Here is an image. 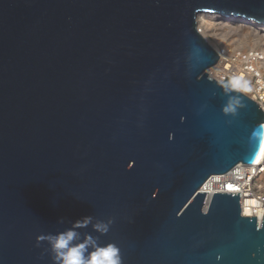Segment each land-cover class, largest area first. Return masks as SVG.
<instances>
[{"label": "water", "instance_id": "1", "mask_svg": "<svg viewBox=\"0 0 264 264\" xmlns=\"http://www.w3.org/2000/svg\"><path fill=\"white\" fill-rule=\"evenodd\" d=\"M264 23V0H0V264H54L73 229L122 264H264V212L198 192L255 161L264 112L198 15ZM97 223L108 226L101 233Z\"/></svg>", "mask_w": 264, "mask_h": 264}, {"label": "built area", "instance_id": "2", "mask_svg": "<svg viewBox=\"0 0 264 264\" xmlns=\"http://www.w3.org/2000/svg\"><path fill=\"white\" fill-rule=\"evenodd\" d=\"M198 29L201 32L199 26ZM214 49L219 60L212 68L221 70L219 80H233V87L254 100L264 112V73L255 66L264 56L257 51L245 54L244 50L226 47ZM198 192H207L205 208L213 193H240L241 214L256 217L260 223L264 212V155L259 162L238 163L226 173L211 175Z\"/></svg>", "mask_w": 264, "mask_h": 264}, {"label": "clouds", "instance_id": "3", "mask_svg": "<svg viewBox=\"0 0 264 264\" xmlns=\"http://www.w3.org/2000/svg\"><path fill=\"white\" fill-rule=\"evenodd\" d=\"M91 217H84L73 225V229L56 235L41 236L38 240L47 239L51 245L54 264H122L120 249L115 244L100 245L94 238L86 235L85 238L73 243L78 233L75 228L87 226ZM94 228L101 233L108 231V226L97 223Z\"/></svg>", "mask_w": 264, "mask_h": 264}, {"label": "bare ground", "instance_id": "4", "mask_svg": "<svg viewBox=\"0 0 264 264\" xmlns=\"http://www.w3.org/2000/svg\"><path fill=\"white\" fill-rule=\"evenodd\" d=\"M198 26L200 30L203 28L205 33L210 32V36L212 35L215 38L214 40L217 41V43H219L220 41L222 42V40L224 42V39L225 40L227 39L224 42V44H219L221 46L219 45L215 46L214 48L216 49L219 48L220 50V47H226V48H232L234 50H240L241 48H238L236 45L239 46V44L241 43L242 44L244 43V45H246L249 42L254 45L257 44L261 48L258 49L259 51L258 50L257 51L259 52V54L264 56V23L257 24L248 20H243L238 18H225L217 15L206 16L200 14L198 15ZM249 51L250 49L244 53L248 54L256 50L252 49V51L250 52ZM262 64H264V60L258 64L256 63L255 66H257L260 69L261 67H264V65ZM207 71L208 72L213 71L217 75H219V73L221 74V70L218 68H210ZM263 155H264V125H263V141L259 153L255 158V161L259 162L260 159L263 157Z\"/></svg>", "mask_w": 264, "mask_h": 264}, {"label": "rangeland", "instance_id": "5", "mask_svg": "<svg viewBox=\"0 0 264 264\" xmlns=\"http://www.w3.org/2000/svg\"><path fill=\"white\" fill-rule=\"evenodd\" d=\"M202 15V14H201ZM203 15H206V16H212L211 14H203ZM216 16V15H215ZM201 32H202V34H203V36L205 37V39L211 44V46L214 48L215 46H218L219 44H224V42L227 40H225L224 39V42H223V40H222V42L220 41L219 43H217V41L216 40H214L215 38L211 35L210 36V32H204V30H203V28L201 29ZM216 42V43H215ZM236 45V44H235ZM257 45V44H256ZM256 45H254V44H252V43H247L246 45H244V43L242 44H239V46L238 45H236L238 48H241L240 50H244V52H247L249 49H250V51H252V49H255L256 51L258 50V49H261L258 45L256 46ZM249 51V52H250ZM259 51V50H258ZM257 51V52H258ZM261 52V51H260ZM262 65H264V64H262ZM261 70V72H263L264 73V67H261L260 68ZM209 70V69H208ZM208 72V71H207ZM214 72L213 71H210V72H208V75H209V77H211V78H214V79H219V75H217V74H213ZM239 90V89H238ZM239 91H241V90H239Z\"/></svg>", "mask_w": 264, "mask_h": 264}]
</instances>
